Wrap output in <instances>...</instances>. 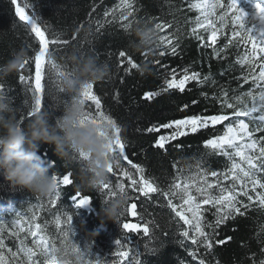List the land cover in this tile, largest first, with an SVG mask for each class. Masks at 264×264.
Listing matches in <instances>:
<instances>
[{
	"label": "snow or ice",
	"instance_id": "6c2138e0",
	"mask_svg": "<svg viewBox=\"0 0 264 264\" xmlns=\"http://www.w3.org/2000/svg\"><path fill=\"white\" fill-rule=\"evenodd\" d=\"M12 3L19 21L38 41L37 49H31L32 57L24 62V66L16 75L17 83L23 85L25 90L32 94L34 102L31 103L30 110L25 113L26 118L30 119L32 110L45 109L48 84L51 83L56 93H62V77L71 73V67L57 63L52 55L69 46L82 52L83 44L90 43L92 30L89 28L85 35L80 37L79 33L83 29L81 24L69 38H61V34L57 33L49 38V26L42 22L41 16L37 14L30 0H12ZM117 7L126 11V14H121V19L128 22L121 24L120 27L130 37L131 21L139 22L134 18L136 11L134 0H119ZM187 7L197 13L191 21L194 26L191 28L190 36L198 42V47L211 49L210 55L217 60L226 61L230 55H235L232 67L238 66L240 75L234 76L233 79L238 82V88L230 92L221 85L220 94L212 95L211 99L219 105L217 113L186 115L159 125H152L146 131L159 134L161 129L168 130L167 134L158 135L153 147L166 150V145H172L176 150H181L184 145L177 142L181 138L210 129L212 133L218 134L204 139L202 146L212 155L223 158L224 166L220 170L206 168L204 164L208 153H205L198 158L194 166H190V168L194 167L195 171L188 175L184 174L183 168L176 169V165L173 164L176 174L166 189L161 187L155 178L145 175L143 167L133 163L129 158L126 143L121 136V127L115 119L105 114L102 98L97 94L95 84L88 83L81 90L79 97L87 105L85 117L111 128L115 136L113 153L120 165L109 169L110 181L101 187L99 193L105 201L114 199L118 193L126 194L128 200L118 220L125 235L116 240L117 250L111 252V255L118 259L102 261L93 253L91 243L82 249L74 242V215L63 210L62 207H57L62 196L61 186L74 185L73 173L68 171L66 174H57L59 183L57 193L47 198L46 203L41 200L39 204L40 209L54 217L56 235L47 234V220L43 224L36 222L40 218L36 211H32L30 216L16 213L19 218L11 227L0 222V264H72L68 259L69 252L78 256L81 264H125V262L141 264L142 254L129 246L132 244V239L128 234H136L141 239L148 237V243L144 244V248L155 254L156 248H149V244L157 239L150 229V225H155V221L146 220L137 210V203L129 204V201L134 199L130 189L132 193L139 194L135 197L136 200L144 197L152 201L153 195L157 198L163 197L173 214L172 220L176 224L174 237L180 238L177 243L197 261V264H206L202 256L210 253L214 245L226 243V240L216 238L217 229L221 225L229 219H235L236 216H244L252 204L264 209V0H187ZM179 10L178 8L177 11ZM114 11L115 9L105 11L104 15H112ZM130 17H133V20H129ZM114 21L116 17L112 15V20L108 23ZM145 21L153 23L152 19ZM154 25L158 32L173 26L172 23L163 21L155 22ZM100 26L103 27V24ZM200 30H203L207 36L201 34ZM170 35L174 36V34ZM175 39L178 41L179 37ZM77 44L80 46L78 47ZM26 47L30 48V45L26 43ZM178 48L180 44H173V39L168 35H160L157 43L141 55L145 59L149 53L161 57L166 55L175 57ZM118 57L120 67L125 63L129 66L125 68L127 74H130L132 69L140 67L125 50H120ZM155 63L168 72L164 79V87L161 89L163 92L176 90L183 94L190 82H195L198 86L216 85L212 77L202 75L200 71L189 67H184L178 72L174 67L161 64L159 60ZM45 65L48 66L47 73ZM245 85L249 86L247 90H243ZM13 87L0 82V89L7 93H10ZM202 94L209 98L207 93ZM157 95L159 93L148 91L144 93L143 99L151 101ZM68 102L65 100L64 104ZM197 103L195 99L190 104L184 103L180 111L189 110L190 105L194 106ZM49 110L51 111L50 106ZM204 112H207L206 108ZM217 125L222 128L218 129ZM83 158L81 154V159ZM122 161L131 165L135 174L126 168ZM49 165L55 168L56 162L52 161ZM125 180L128 183H125ZM243 198H246L248 203ZM71 199L75 202L74 209L77 210L87 207L93 198L77 190L71 194ZM78 214L76 211L75 216ZM127 214L134 218L139 217V221L133 223L126 220ZM209 214L212 219H209ZM155 227L158 228L159 225ZM5 232L8 233V239L14 242V247L6 244ZM164 235L167 236L168 233L165 232ZM29 237L32 238L31 245L28 243ZM231 239V236L227 237V240ZM261 251L264 252V248ZM180 264L186 262L181 261ZM259 264H264V259H261Z\"/></svg>",
	"mask_w": 264,
	"mask_h": 264
},
{
	"label": "trees",
	"instance_id": "16d2710c",
	"mask_svg": "<svg viewBox=\"0 0 264 264\" xmlns=\"http://www.w3.org/2000/svg\"><path fill=\"white\" fill-rule=\"evenodd\" d=\"M30 2L34 5L37 14L41 16L42 22L49 26V38L54 33L61 34V38H69L81 24L83 29L79 36L83 37L85 32L91 28L90 43L83 44L82 53L95 56L99 62L107 64L110 68L108 77L94 83L95 90L102 98L105 114L115 119L121 127V136L126 143V152L129 158L133 163L139 164L145 169L147 177L155 178L157 183L166 189L176 174V169L183 168L185 175L194 172V167L190 168V166H194L198 158L205 153H208L204 164L206 168L220 170L224 166L223 158L212 155L202 146L204 139L218 134L212 133L210 129L181 138L177 141L184 145L181 150H176L172 145H166V150L153 147L158 135L167 134L168 130L161 129L159 134L146 131L152 125H159L186 115L217 113L219 105L211 99L212 95L220 94L221 85L230 92L238 88V82L233 79L234 76L240 75L238 66L232 67L235 55H230L226 61L217 60L210 55L211 49L198 47V42L190 36L191 28L194 26L191 21L197 13L188 9L187 0H134L136 10L134 18L139 22L133 20V17L129 18V20H133L131 21L130 37L120 27L121 24L128 21L121 19V14H126V11L117 7L119 0H30ZM178 8L179 11H177ZM113 9L115 11L112 15H115L116 21L108 23L112 20V15L105 16L104 13ZM29 11L31 12V10ZM146 19H152L153 24L161 21L172 23V28L159 32V35H168L170 39H173V44H180L175 57L170 55L161 57L158 54L149 53L145 59L140 52L134 51L136 45L132 33L135 27ZM100 24H103V27ZM200 32L207 36L203 30ZM170 34H174V36ZM175 37H179V40L177 41ZM26 43L30 45V48L26 47ZM77 46L79 47L80 44ZM22 47L27 48L29 57H32L31 49H37L38 41L34 34L19 21L12 0H0V65L7 63L13 54ZM71 49L73 47L69 46L59 50L52 55V58L62 66L66 64L71 67L67 62V53ZM120 50L127 51L140 67L132 69L131 73L127 74L125 72V68L129 67L127 63L123 67L119 66L118 52ZM156 60H159L161 64L169 65L170 68H176L178 72L184 67L200 71L202 75L212 77L216 81V85L198 86L195 82H190L183 94L176 90L163 92L161 89L164 87V79L168 72L156 64ZM145 64H148L149 71L141 72L140 69ZM45 70L47 73V65H45ZM16 75L17 73L0 82L14 86L8 94L13 103L26 113L34 101L31 92L26 91L23 85L17 83ZM248 87L245 85L243 90H247ZM148 91L157 92L159 95L151 101L145 100L143 96ZM202 93H207L209 98H206ZM194 99L198 101L196 105H190L189 110L180 111V107L184 103L190 104ZM65 100L70 101V97L63 93H56L49 83L45 109L49 110L50 106L51 111L59 115ZM205 108L207 109L206 113L204 112ZM216 127L222 128L220 125ZM39 154L48 164H51L52 161L56 162L55 168L51 167L53 173L66 174L68 171L73 173L74 185L61 186L62 196L57 207H62L63 210L74 215V242L82 249L91 243L93 253L102 261L118 259V257L112 256L111 252L117 250L115 242L125 233L121 229L120 223L103 219L102 198L99 191L80 188L78 166H64L54 154V146L41 145ZM122 163L135 174L131 165L125 161ZM173 164L176 165V169ZM210 179L215 178L210 177ZM125 183L128 181L125 180ZM77 190L93 199L87 207L75 210L73 207L75 202L71 199V194ZM129 191L134 197L132 201H129V204L137 203V210L143 214L144 218L154 220L155 225H159L158 228L155 225H150V229L153 230L157 239L149 244V248L155 247V254L144 248V244L148 243V237L141 239L136 234H128L132 239V244L129 246L134 250H139L142 254L141 264H180L181 261H185L186 264H197V261L193 260L177 243L180 238L174 237L176 224L172 220L173 214L163 197L157 198L156 195H153L152 201H148L144 197L136 200L135 197L139 194L132 193L131 189ZM243 199L248 203L246 198ZM41 200L46 203L47 198H40L26 190L13 189L3 175H0V204L10 207V210H5L0 215V222L11 227L19 218L16 213H20L21 216H30L32 211H36L40 217L36 222L43 224L47 220V234L55 236L54 217L39 208ZM76 211L79 214L75 216ZM242 211L245 210L242 209ZM125 219L133 223L139 221V217L134 218L130 214H127ZM209 219H212L211 214H209ZM92 232H97L98 235L90 236ZM165 232L168 233L167 236L164 235ZM217 232L216 238L224 239L226 243L214 245L210 253L202 256L206 264H259V261L264 259V252L261 251L264 248V209H260L257 204H252L244 216L229 219L217 229ZM4 235L6 244L14 247V242L8 239V233L5 232ZM229 236L232 237L230 241L227 240ZM31 239L29 237V245H31ZM59 246L57 240V247ZM201 251L203 252V250ZM73 258L72 256L68 257L70 261Z\"/></svg>",
	"mask_w": 264,
	"mask_h": 264
},
{
	"label": "clouds",
	"instance_id": "9594fccd",
	"mask_svg": "<svg viewBox=\"0 0 264 264\" xmlns=\"http://www.w3.org/2000/svg\"><path fill=\"white\" fill-rule=\"evenodd\" d=\"M132 35L134 51L140 53L151 49L160 36L150 21L136 26ZM28 58L27 48L15 52L7 63L0 65V81L19 72ZM67 62L71 73L62 77V93L76 99L64 104L59 115L40 108L32 110L31 118L27 119L9 94L0 89V175L11 188L26 190L40 198L53 196L59 188L57 174L39 154L41 145L54 146V154L64 166H78L80 188L100 191L110 181L109 169L120 166L113 153L115 136L111 128L86 119V105L79 99L86 84L109 76V66L75 48L67 53ZM140 71H149L148 64ZM127 204L126 194L121 193L114 199L102 200L103 219L118 222ZM96 235L97 232L90 233ZM69 256L74 257L72 264H81L74 253L69 252Z\"/></svg>",
	"mask_w": 264,
	"mask_h": 264
}]
</instances>
